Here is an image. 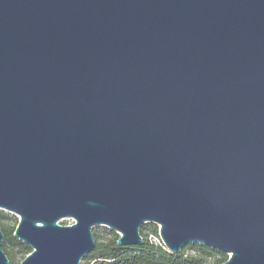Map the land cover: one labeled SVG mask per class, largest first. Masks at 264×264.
I'll return each instance as SVG.
<instances>
[{"label": "water", "instance_id": "water-1", "mask_svg": "<svg viewBox=\"0 0 264 264\" xmlns=\"http://www.w3.org/2000/svg\"><path fill=\"white\" fill-rule=\"evenodd\" d=\"M0 208L20 264L145 223L264 264V0H0Z\"/></svg>", "mask_w": 264, "mask_h": 264}, {"label": "trees", "instance_id": "trees-1", "mask_svg": "<svg viewBox=\"0 0 264 264\" xmlns=\"http://www.w3.org/2000/svg\"><path fill=\"white\" fill-rule=\"evenodd\" d=\"M1 217L4 213H0ZM3 248L12 244L19 248V252L29 254L31 248L15 235L16 226H2ZM143 242L139 245H119V234L112 229H108L106 236H101L96 229L93 230L96 247L86 257L81 264H204L208 257H218L221 264L228 259V254L203 244L192 243L185 246L180 253L169 251L160 240L159 226L156 223H145L141 229ZM157 238L158 241L154 240ZM191 249L192 253L187 251ZM10 264L17 263L13 258Z\"/></svg>", "mask_w": 264, "mask_h": 264}, {"label": "rangeland", "instance_id": "rangeland-1", "mask_svg": "<svg viewBox=\"0 0 264 264\" xmlns=\"http://www.w3.org/2000/svg\"><path fill=\"white\" fill-rule=\"evenodd\" d=\"M1 212L4 213V216L1 217V215H0V227H2V226H9V227L10 226H17V224L19 222V215L18 214L14 213L12 211H9L7 209H3V208H0V213ZM60 222L62 224H72V223H74V219L73 218H65V219L61 220ZM94 229H96V231L101 236H106L108 229H111V228H109L105 225H98ZM153 239L158 241V239L155 237H153ZM160 240L162 241L161 237H160ZM3 249L5 250L8 257L9 258L14 257V259L17 263H20L24 259L25 254L20 253L19 248L17 246H14L12 244H8L6 246V248H3ZM31 250H32V248H31ZM187 252L192 253V250L189 249ZM218 259H219L218 257L210 256L207 258V260L204 264H220L218 262Z\"/></svg>", "mask_w": 264, "mask_h": 264}]
</instances>
